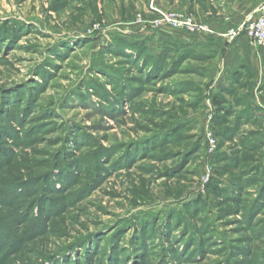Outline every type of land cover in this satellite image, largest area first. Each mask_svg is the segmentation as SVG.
Here are the masks:
<instances>
[{
  "label": "rangeland",
  "instance_id": "374dc122",
  "mask_svg": "<svg viewBox=\"0 0 264 264\" xmlns=\"http://www.w3.org/2000/svg\"><path fill=\"white\" fill-rule=\"evenodd\" d=\"M263 1L0 0V264H264Z\"/></svg>",
  "mask_w": 264,
  "mask_h": 264
},
{
  "label": "built area",
  "instance_id": "2783aa9c",
  "mask_svg": "<svg viewBox=\"0 0 264 264\" xmlns=\"http://www.w3.org/2000/svg\"><path fill=\"white\" fill-rule=\"evenodd\" d=\"M250 13V16L242 22L240 28L247 32L250 43H252L254 47H264V1L260 2ZM165 20L167 22L172 21L174 24L178 25L195 26L190 19L182 20L173 13L170 17L166 16Z\"/></svg>",
  "mask_w": 264,
  "mask_h": 264
},
{
  "label": "crops",
  "instance_id": "0c3cea01",
  "mask_svg": "<svg viewBox=\"0 0 264 264\" xmlns=\"http://www.w3.org/2000/svg\"><path fill=\"white\" fill-rule=\"evenodd\" d=\"M235 5H236V3L234 4V6H235ZM245 44H246V43H245ZM245 44H244V45L242 44L243 46H242V49H241V50H243L242 53H244V54L247 52V50H246L247 47H246ZM241 50H240V51H241ZM250 50H251V48H250ZM238 61H240V58H236L235 60H232V66H233V65H237V62H238ZM221 62H222V66H223L224 64H226V63H228V64L230 63L229 59H223Z\"/></svg>",
  "mask_w": 264,
  "mask_h": 264
},
{
  "label": "trees",
  "instance_id": "16d2710c",
  "mask_svg": "<svg viewBox=\"0 0 264 264\" xmlns=\"http://www.w3.org/2000/svg\"><path fill=\"white\" fill-rule=\"evenodd\" d=\"M213 101H214V103H216V105L220 104L221 106H223V104L221 103V100L219 98L214 97Z\"/></svg>",
  "mask_w": 264,
  "mask_h": 264
}]
</instances>
